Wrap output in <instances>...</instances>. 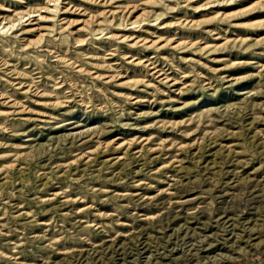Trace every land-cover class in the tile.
<instances>
[{"label":"rangeland","instance_id":"1","mask_svg":"<svg viewBox=\"0 0 264 264\" xmlns=\"http://www.w3.org/2000/svg\"><path fill=\"white\" fill-rule=\"evenodd\" d=\"M215 262L264 264V0H0V264Z\"/></svg>","mask_w":264,"mask_h":264},{"label":"bare ground","instance_id":"2","mask_svg":"<svg viewBox=\"0 0 264 264\" xmlns=\"http://www.w3.org/2000/svg\"><path fill=\"white\" fill-rule=\"evenodd\" d=\"M132 9H134V8H132ZM259 18H260V17H259ZM253 33H254V32H253ZM242 36H243V35H242ZM163 43H164V42H163ZM163 43H162V44H163ZM160 45H161V44H160ZM159 65H160V64H159ZM163 69H164V68H163ZM166 76H167V75H166ZM231 76H232V75H231ZM215 263H216V262H215ZM215 263H214V264H215ZM216 264H220V263H216Z\"/></svg>","mask_w":264,"mask_h":264}]
</instances>
